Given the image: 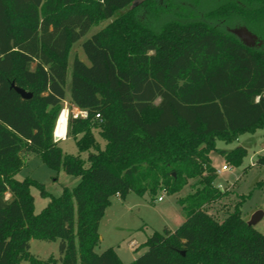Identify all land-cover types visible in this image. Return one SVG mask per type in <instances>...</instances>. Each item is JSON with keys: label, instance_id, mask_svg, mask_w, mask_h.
<instances>
[{"label": "trees", "instance_id": "obj_1", "mask_svg": "<svg viewBox=\"0 0 264 264\" xmlns=\"http://www.w3.org/2000/svg\"><path fill=\"white\" fill-rule=\"evenodd\" d=\"M134 1L0 0V264L57 263L33 256L31 240H58L60 264H123L113 248L95 252L111 198L171 196L189 181L193 193L178 201L184 221L150 235L129 264H264V234L238 206L221 222L205 209L224 196L208 155L218 151L232 168L247 155L217 150L216 141L264 129V47H245L210 22L264 41V0H225L203 20L167 21L157 32L133 10L119 14L82 42L88 64L71 65L70 102L87 118L70 117L66 137L89 167L54 141L71 47ZM30 156L79 182L55 198L33 179L16 180ZM255 165L264 168V155ZM31 187L49 199L38 214Z\"/></svg>", "mask_w": 264, "mask_h": 264}, {"label": "rangeland", "instance_id": "obj_2", "mask_svg": "<svg viewBox=\"0 0 264 264\" xmlns=\"http://www.w3.org/2000/svg\"><path fill=\"white\" fill-rule=\"evenodd\" d=\"M225 0H135L128 8L116 12L110 20L99 23L91 28L87 35L75 43L69 52V70L66 80V96L62 102L64 107L71 108L70 81L71 65L74 58L84 63L88 61L82 51L81 44L91 35L99 32L119 14L127 10H133L138 18L154 32L159 31L164 22L203 20L204 12ZM232 33L240 28L231 23L210 22ZM264 42V41H262ZM264 47V43L259 47ZM61 112V111H60ZM99 129H93L92 134L100 149L104 148L105 142L99 135ZM63 153L80 156L84 167L88 168L87 153H79L75 141L66 137V140L58 142ZM217 150L230 152L236 147H243L247 155L238 167H228L227 171H221L214 182L224 196L218 202L206 206V211L217 221L221 222L228 214L238 206L242 218L248 223L253 215L260 211V219L252 226L256 231L264 234V168L257 167V158L264 155V129H258L254 133L239 136L236 141L225 144L216 141ZM90 153H96L91 149ZM212 166L221 169L225 165L221 153L211 152L208 155ZM33 179L44 186L45 191L52 197L57 198L64 188L72 190L79 182L78 177L65 174L62 170L54 171L45 166L37 157L27 158L25 166L15 176L18 181ZM196 181H189L180 192L174 195H166L160 192L154 197L149 194L138 196L129 193L124 200L112 197L110 205L105 210L99 224L98 233L101 241L95 248L97 254L108 248H113L119 254L123 264H129L140 256L146 248L142 245L154 232L161 233L165 226L176 229L184 219V213L178 201L193 193ZM30 193L34 198V213H40L47 205L49 199L40 197L39 191L31 187ZM161 197L162 200L158 201ZM131 245V246H130ZM30 253L39 260L53 258L56 264H60L59 241L46 242L39 240L30 241ZM22 264H27L23 262Z\"/></svg>", "mask_w": 264, "mask_h": 264}, {"label": "water", "instance_id": "obj_3", "mask_svg": "<svg viewBox=\"0 0 264 264\" xmlns=\"http://www.w3.org/2000/svg\"><path fill=\"white\" fill-rule=\"evenodd\" d=\"M232 34L245 46L248 48H254L255 44L257 43V48H259L262 43L260 41L257 42V37L252 34L250 31H248L245 27L237 28L232 31ZM12 88L14 91L23 99V100H29L31 98V94L25 92L22 89H19L12 85ZM262 212L257 211L250 222L247 224L249 226H253L261 217ZM183 255V253H182Z\"/></svg>", "mask_w": 264, "mask_h": 264}, {"label": "built area", "instance_id": "obj_4", "mask_svg": "<svg viewBox=\"0 0 264 264\" xmlns=\"http://www.w3.org/2000/svg\"><path fill=\"white\" fill-rule=\"evenodd\" d=\"M65 112V116H66V130H67V121L68 119L71 117V118H74V119H78V118H81V119H86L87 118V113L85 111H82L80 109H78L77 107L75 106H71L70 109H68L67 107H64V109L61 110L57 120H56V123H55V128H56V125H57V122H58V119L60 117V115ZM99 118V115H96V119ZM55 128H54V132H53V138H54V141L55 142H60V141H63V140H66V134L61 137V138H56L55 136ZM228 167L226 165H224L223 167H221V169H216V173L217 175L220 174L221 171H227ZM162 200L161 197L158 198V201ZM131 246V245H130Z\"/></svg>", "mask_w": 264, "mask_h": 264}, {"label": "bare ground", "instance_id": "obj_5", "mask_svg": "<svg viewBox=\"0 0 264 264\" xmlns=\"http://www.w3.org/2000/svg\"><path fill=\"white\" fill-rule=\"evenodd\" d=\"M66 134V116L65 112H63L57 122L55 128V136L56 138H61Z\"/></svg>", "mask_w": 264, "mask_h": 264}, {"label": "flooded vegetation", "instance_id": "obj_6", "mask_svg": "<svg viewBox=\"0 0 264 264\" xmlns=\"http://www.w3.org/2000/svg\"><path fill=\"white\" fill-rule=\"evenodd\" d=\"M241 27H243V26H240V28H241ZM245 28H246V27H245ZM246 29H247V28H246ZM247 30H248V29H247ZM248 31H249V30H248ZM250 32H251V31H250ZM251 33H252V32H251ZM252 34H253V33H252ZM254 35H255V34H254ZM255 36H256V35H255ZM256 37H257V36H256ZM258 41H260L261 43H264V42H262V41L257 37V42H258ZM254 47H257V43L255 44Z\"/></svg>", "mask_w": 264, "mask_h": 264}, {"label": "crops", "instance_id": "obj_7", "mask_svg": "<svg viewBox=\"0 0 264 264\" xmlns=\"http://www.w3.org/2000/svg\"><path fill=\"white\" fill-rule=\"evenodd\" d=\"M183 221H184V219H183ZM167 227V226H166ZM167 228H169V227H167ZM170 230H175V229H171V228H169ZM101 241V240H100ZM116 254H117V256L119 257V254L117 253V251H116ZM119 259H120V257H119ZM135 260V259H134Z\"/></svg>", "mask_w": 264, "mask_h": 264}]
</instances>
